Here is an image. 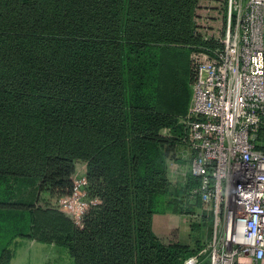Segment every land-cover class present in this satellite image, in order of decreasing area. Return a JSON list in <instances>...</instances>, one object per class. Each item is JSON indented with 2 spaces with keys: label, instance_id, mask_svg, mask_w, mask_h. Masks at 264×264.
I'll return each instance as SVG.
<instances>
[{
  "label": "trees",
  "instance_id": "1",
  "mask_svg": "<svg viewBox=\"0 0 264 264\" xmlns=\"http://www.w3.org/2000/svg\"><path fill=\"white\" fill-rule=\"evenodd\" d=\"M195 5L0 0V114L20 118L30 142L20 132L4 140V153L28 147L14 164L0 149V264H11L21 238L64 247L74 264H182L204 249L212 221L197 213L202 178L175 183L177 140L157 134L185 132L191 55L206 45ZM78 161L87 189L105 188V205L81 227L59 207L74 193ZM170 216L200 218L188 243L162 221Z\"/></svg>",
  "mask_w": 264,
  "mask_h": 264
},
{
  "label": "built area",
  "instance_id": "2",
  "mask_svg": "<svg viewBox=\"0 0 264 264\" xmlns=\"http://www.w3.org/2000/svg\"><path fill=\"white\" fill-rule=\"evenodd\" d=\"M192 59L193 95L180 123L191 173L202 178L196 192L214 205L209 264H264V0L231 2L221 41ZM87 187L86 176L75 180L60 201L73 219L96 204L85 200Z\"/></svg>",
  "mask_w": 264,
  "mask_h": 264
},
{
  "label": "rangeland",
  "instance_id": "3",
  "mask_svg": "<svg viewBox=\"0 0 264 264\" xmlns=\"http://www.w3.org/2000/svg\"><path fill=\"white\" fill-rule=\"evenodd\" d=\"M239 1V0H196L195 10H194V19L193 23L194 26H196L197 33L201 36V42L206 43L205 46H200L201 48L198 49L196 52L204 51L205 48H212L213 46H216L219 41L223 38L225 27L227 24V15L229 11V6L231 2ZM194 52V53H196ZM193 54L191 55V61L193 70L195 72V64L192 59ZM193 83L194 79L192 81V90H193ZM22 124V121L20 118H18L15 115H3L0 114V149L2 156L5 155L4 161L9 164H14L15 161L13 159V154H18V157L20 158V155H24V152L28 149L27 145L24 147L22 145V142L20 143V150L15 151L14 147L12 151L4 153V151L8 148L11 149L12 146H5L3 143L5 139H16L18 142L20 141V136L17 132H20L21 135L25 138L23 140V143L26 141L27 144H29V140L27 139V134L22 133L18 130V127ZM181 123L178 120V127H181ZM178 131L182 129V132L180 130V134H177L174 136L173 131L170 128L167 127H161L157 129V134H159L162 137L166 138H175L177 140V158L180 160L179 162H172L169 166V177L175 182V183H183V179H185V176L188 173H191V160H192V152L189 149V147L185 144L184 138H185V132L183 134V128H177ZM67 140H64L63 142L66 144ZM25 150V151H24ZM24 151V152H23ZM24 157V156H23ZM18 162V161H17ZM16 162V164H17ZM21 164V163H20ZM117 169V168H116ZM77 173L74 176V181H80L85 175L87 171V164L83 161L77 162ZM118 170V169H117ZM116 172V171H114ZM116 176V175H115ZM114 174L111 176L113 179L115 178ZM105 188H97L95 191H90L87 188L83 189V192L86 193L85 200H94L96 201L95 205H90L87 211L85 212L84 216L87 214L90 215L92 212L98 213L101 211V208L105 205V200L103 197ZM95 194L98 197L91 196ZM203 202V201H202ZM94 206V207H91ZM59 207L61 211L70 217L76 226L81 227L83 223V218L73 219L70 212L68 211L65 206L63 207L61 204H59ZM91 207V208H90ZM199 217L203 216L208 220H211L212 223L209 227H207L205 230V237H204V249L199 253V263L201 264L204 260L209 263V249L208 246L211 244L213 239V229H214V223H215V215H214V205H209L206 203H202L201 210H198ZM224 212L222 213L221 217H224ZM194 218L191 216H170L169 219L165 220L164 217H162V221H171V227L175 228L173 230H177V239L182 242H188L190 241V224L191 222L195 220H199L200 218ZM87 220V219H86ZM85 220V224H86ZM180 220H182L184 223L181 224ZM224 218H222V221ZM181 224V230H179ZM179 226V227H178ZM177 227V228H176ZM187 228V231H186ZM189 234V235H188ZM186 236H189L186 237ZM13 252L14 257L11 261V264H74L73 259L71 258L69 251L64 248L60 247L56 244H43L38 242H33L29 239H17L15 245L13 246ZM197 255V254H196ZM195 256V255H194ZM191 256L187 258L186 260H189L190 258L194 257ZM184 260V262L186 261ZM184 262L182 264H184Z\"/></svg>",
  "mask_w": 264,
  "mask_h": 264
},
{
  "label": "crops",
  "instance_id": "4",
  "mask_svg": "<svg viewBox=\"0 0 264 264\" xmlns=\"http://www.w3.org/2000/svg\"><path fill=\"white\" fill-rule=\"evenodd\" d=\"M184 180V179H183ZM180 222H181V224H183L184 222L182 221V220H180ZM181 224H180V228H179V230H181ZM179 227V226H178ZM174 228H175V226H174ZM177 228V227H176ZM186 231H187V228H186ZM189 235V234H188ZM186 237H188L189 238V236H186ZM189 240H190V238H189ZM34 242V241H33ZM180 242H182V241H180ZM189 242V241H188ZM188 242H182V243H188Z\"/></svg>",
  "mask_w": 264,
  "mask_h": 264
}]
</instances>
